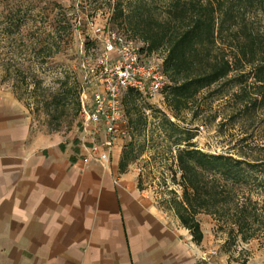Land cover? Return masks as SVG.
<instances>
[{"label":"rangeland","instance_id":"1","mask_svg":"<svg viewBox=\"0 0 264 264\" xmlns=\"http://www.w3.org/2000/svg\"><path fill=\"white\" fill-rule=\"evenodd\" d=\"M131 3L133 0H0V90L11 91L25 107L32 128L73 142V150L82 137L103 140L102 127L83 123L82 100L89 105L93 93V76L83 63L89 62L97 73L100 70L103 44L94 34V26L113 29L143 47L127 19L113 14L117 5L128 10ZM148 7L146 14L163 18L164 0L150 1ZM260 22L259 15L250 17L253 27H260ZM252 83L248 78L250 91ZM74 84L76 89L70 92ZM240 90L238 85L229 87L220 81L198 95L193 105L199 110L196 117L185 110L176 122L190 130L192 142L201 150L245 160L264 159V105L245 104L235 95ZM162 109L166 110L164 105ZM154 114L150 111L144 133L133 136L127 132L121 153L123 148L132 152L136 158L129 165L141 170V188H151L165 213L174 214L162 201L170 197V190L178 197L182 193L175 165L176 136H171L170 129L161 131L160 119ZM201 125L203 130H199ZM253 198L258 199V212L264 218V192L254 193ZM197 218L203 237L211 243L206 251L214 249V256H223L227 264H264V230L247 241L240 237L234 241L226 225L214 216L201 213Z\"/></svg>","mask_w":264,"mask_h":264},{"label":"crops","instance_id":"2","mask_svg":"<svg viewBox=\"0 0 264 264\" xmlns=\"http://www.w3.org/2000/svg\"><path fill=\"white\" fill-rule=\"evenodd\" d=\"M82 138L73 150L35 130L13 93L0 90V264H227L205 257L208 239L194 242L139 187L138 167L119 171L123 139L84 163V139L97 140Z\"/></svg>","mask_w":264,"mask_h":264},{"label":"trees","instance_id":"3","mask_svg":"<svg viewBox=\"0 0 264 264\" xmlns=\"http://www.w3.org/2000/svg\"><path fill=\"white\" fill-rule=\"evenodd\" d=\"M150 1L133 0L128 10L117 5L113 14L127 19L133 36L143 43V52L162 51L166 110L128 88L122 97L126 130L133 136L144 133L148 124L145 110L149 109L160 119L158 128L170 129L171 136H176L175 165L182 193L178 197L170 190V197L162 202L194 242L203 240L197 218L201 213L224 223L230 239L247 241L264 230L258 199L253 198L254 193L264 192V159L245 160L201 150L192 142L190 130L176 121L185 110L196 117L199 110L193 105L198 95L220 81L229 87L240 86L235 95L245 104L264 105V0H164L163 18L146 14ZM253 14L261 17L258 28L250 24ZM248 78L253 79V91L246 88ZM75 89L74 84L70 92ZM131 155L123 148L120 172L136 158Z\"/></svg>","mask_w":264,"mask_h":264},{"label":"built area","instance_id":"4","mask_svg":"<svg viewBox=\"0 0 264 264\" xmlns=\"http://www.w3.org/2000/svg\"><path fill=\"white\" fill-rule=\"evenodd\" d=\"M93 31L103 44L100 70L97 73V68L89 62L83 63V68L93 76V93L89 105L82 100L81 114L84 125L102 127L104 138L84 147V163L101 148L111 152L116 142L127 135L122 104L126 89L136 90L150 104L162 109L163 90L167 84L162 66L163 53L144 54L135 41L110 28L94 26ZM83 96L84 93L82 99ZM145 113L149 115L150 110ZM203 129L199 126V130ZM215 254L216 251L211 249L205 257Z\"/></svg>","mask_w":264,"mask_h":264}]
</instances>
